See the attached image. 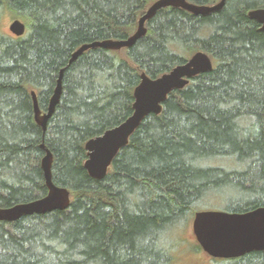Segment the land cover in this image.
I'll return each mask as SVG.
<instances>
[{
	"label": "trees",
	"instance_id": "obj_1",
	"mask_svg": "<svg viewBox=\"0 0 264 264\" xmlns=\"http://www.w3.org/2000/svg\"><path fill=\"white\" fill-rule=\"evenodd\" d=\"M153 1L0 0V24L26 27L21 37L0 27V208L46 194L41 143L70 194L65 210L0 221V264H168L170 235L206 197L225 196L231 212L264 205V32L247 15L264 0H227L205 15L165 7L134 45L90 48L68 64L83 43L131 35ZM199 50L214 68L146 116L102 179L89 176L85 142L132 113L141 73L158 77ZM61 69L43 132L32 92L44 113ZM226 260L264 264V251Z\"/></svg>",
	"mask_w": 264,
	"mask_h": 264
},
{
	"label": "water",
	"instance_id": "obj_2",
	"mask_svg": "<svg viewBox=\"0 0 264 264\" xmlns=\"http://www.w3.org/2000/svg\"><path fill=\"white\" fill-rule=\"evenodd\" d=\"M227 0L213 4H196L188 0H154L137 21L136 30L124 39L96 40L81 44L71 53L68 64L84 51L101 47L119 50L135 44L146 33L145 23L165 7H179L194 15H205L220 10ZM247 15L260 24L264 32V7L249 9ZM9 32L15 37L24 35L23 21L14 18L8 25ZM214 68L211 57L202 50L191 54L183 63L176 64L168 72L151 78L141 73L140 82L133 91L132 113L114 127L102 134L88 139L84 147L87 158L83 165L89 176L102 179L110 168L119 151L128 144L130 136L149 114L162 112V104L168 95L184 88L190 79ZM63 69L59 71L53 94L47 110L41 113L37 106L35 92H32L34 117L42 131L46 130L47 120L53 114L62 93ZM44 155L40 161L47 192L34 200L0 208V221L14 222L23 216L45 214L55 210H65L70 204L69 191L52 180V155L41 143ZM192 232L201 250L210 257L231 259L252 251H264V205L243 212L221 209H204L194 213L191 222Z\"/></svg>",
	"mask_w": 264,
	"mask_h": 264
},
{
	"label": "rangeland",
	"instance_id": "obj_3",
	"mask_svg": "<svg viewBox=\"0 0 264 264\" xmlns=\"http://www.w3.org/2000/svg\"><path fill=\"white\" fill-rule=\"evenodd\" d=\"M11 18L4 17L1 20L0 27L3 31L10 33L8 25ZM214 61V60H213ZM229 200L223 195H211L206 197L198 206L200 209H227ZM192 217L188 224L178 231L177 235L174 232L170 235L174 242L173 248L170 251V260L168 264H227L226 259L213 258L205 254L201 248L195 251L192 246L197 242L192 232L191 227ZM175 238V239H174Z\"/></svg>",
	"mask_w": 264,
	"mask_h": 264
}]
</instances>
